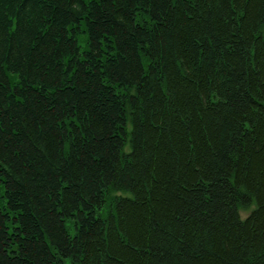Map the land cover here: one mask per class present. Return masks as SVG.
I'll return each instance as SVG.
<instances>
[{
    "label": "trees",
    "instance_id": "1",
    "mask_svg": "<svg viewBox=\"0 0 264 264\" xmlns=\"http://www.w3.org/2000/svg\"><path fill=\"white\" fill-rule=\"evenodd\" d=\"M0 264H264V0H0Z\"/></svg>",
    "mask_w": 264,
    "mask_h": 264
},
{
    "label": "rangeland",
    "instance_id": "2",
    "mask_svg": "<svg viewBox=\"0 0 264 264\" xmlns=\"http://www.w3.org/2000/svg\"><path fill=\"white\" fill-rule=\"evenodd\" d=\"M249 211H250V208L240 209V214L242 215V217H245L247 213H249Z\"/></svg>",
    "mask_w": 264,
    "mask_h": 264
}]
</instances>
